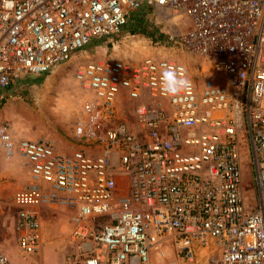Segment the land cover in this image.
<instances>
[{"label": "built area", "instance_id": "2783aa9c", "mask_svg": "<svg viewBox=\"0 0 264 264\" xmlns=\"http://www.w3.org/2000/svg\"><path fill=\"white\" fill-rule=\"evenodd\" d=\"M152 7L189 24L153 33L155 45L201 62L79 63L86 99L68 151L0 124L4 157L27 169L13 196L21 256L40 252L42 214L57 211L68 219L67 264H154L167 253L177 264H264V0H0V91ZM165 70L188 86L165 93ZM0 264H9L1 252Z\"/></svg>", "mask_w": 264, "mask_h": 264}, {"label": "rangeland", "instance_id": "374dc122", "mask_svg": "<svg viewBox=\"0 0 264 264\" xmlns=\"http://www.w3.org/2000/svg\"><path fill=\"white\" fill-rule=\"evenodd\" d=\"M188 19L157 8L139 10L119 34L93 40L68 62L40 76L21 75L6 90L0 91V124L7 125L16 136L48 139L59 151L73 149V122L86 93L74 81L79 63L94 58L113 57L136 64L145 57L178 60L194 67L199 58L164 44L155 45L153 33L185 31ZM177 50V51H176ZM27 179L21 158L7 160L0 150V252L9 264H67L72 251L67 238V216L60 212H44L41 217L42 247L39 253L21 256L14 229L13 196ZM243 191L250 205L255 194L251 164L243 162ZM154 264H177L170 253L164 260L153 258ZM202 264V263H200Z\"/></svg>", "mask_w": 264, "mask_h": 264}, {"label": "clouds", "instance_id": "9594fccd", "mask_svg": "<svg viewBox=\"0 0 264 264\" xmlns=\"http://www.w3.org/2000/svg\"><path fill=\"white\" fill-rule=\"evenodd\" d=\"M186 79L179 78L175 71L162 72V89L167 94H177L188 86Z\"/></svg>", "mask_w": 264, "mask_h": 264}, {"label": "crops", "instance_id": "0c3cea01", "mask_svg": "<svg viewBox=\"0 0 264 264\" xmlns=\"http://www.w3.org/2000/svg\"><path fill=\"white\" fill-rule=\"evenodd\" d=\"M14 229H15V224H14ZM16 233V232H15Z\"/></svg>", "mask_w": 264, "mask_h": 264}, {"label": "bare ground", "instance_id": "6f19581e", "mask_svg": "<svg viewBox=\"0 0 264 264\" xmlns=\"http://www.w3.org/2000/svg\"><path fill=\"white\" fill-rule=\"evenodd\" d=\"M164 264H167V263H164Z\"/></svg>", "mask_w": 264, "mask_h": 264}]
</instances>
